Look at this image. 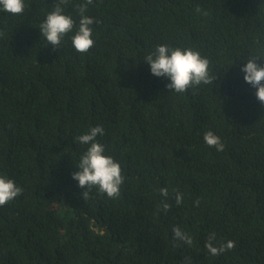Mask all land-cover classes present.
<instances>
[{
	"label": "trees",
	"instance_id": "obj_1",
	"mask_svg": "<svg viewBox=\"0 0 264 264\" xmlns=\"http://www.w3.org/2000/svg\"><path fill=\"white\" fill-rule=\"evenodd\" d=\"M55 2L0 10V176L23 189L0 206V264H264V104L241 71L264 66V0H93L83 54L84 0L64 6L75 24L58 49L41 35ZM160 44L199 52L212 84L170 91L144 60ZM97 125L125 178L116 198L72 178L87 148L75 138ZM210 233L235 246L210 255Z\"/></svg>",
	"mask_w": 264,
	"mask_h": 264
},
{
	"label": "clouds",
	"instance_id": "obj_2",
	"mask_svg": "<svg viewBox=\"0 0 264 264\" xmlns=\"http://www.w3.org/2000/svg\"><path fill=\"white\" fill-rule=\"evenodd\" d=\"M70 0H56L54 8L50 11L46 19L40 25L41 35L46 38L47 44L58 49L61 39L73 31L74 20L71 16L64 14V6ZM93 0H84L77 6L80 14L78 29L71 37L73 48L78 53H87L94 45L92 39V28L94 19L85 15L88 5ZM0 10L12 15H20L25 10L24 0H0ZM199 11V9H197ZM99 23V21H95ZM2 35V33H0ZM144 60L149 64L150 71L157 77H168L170 83L166 87L175 93H184L190 88L200 85H210L213 77L209 75V62L201 57L200 53L192 49L175 48L170 50L168 46L160 44L155 47L154 52L145 55ZM241 71L244 73V80L256 88L257 99L264 104V66H259L254 59H249ZM104 129L97 125L91 127L88 132L75 138L76 142L86 145V151L80 158L78 169L72 173V178L78 181V186L84 189L96 187L100 193L106 194L109 198H116L120 195V186L124 183V176L120 164L110 155H105L104 145L97 142L98 135H103ZM203 139L209 147H214L217 151H223L224 144L221 138L212 131L204 133ZM23 189L18 187L12 179L0 176V206L6 205L22 193ZM83 197L88 196V192L82 193ZM160 195H169L167 188L160 189ZM177 205L183 202V194H175ZM197 206L199 200L194 202ZM162 209L167 212L171 205L162 202ZM173 238L175 241L192 245V237L181 228L173 227ZM215 233L208 235L205 247L212 256H218L227 250L232 249L235 244L229 240L214 246ZM185 264H191L190 258H185Z\"/></svg>",
	"mask_w": 264,
	"mask_h": 264
}]
</instances>
